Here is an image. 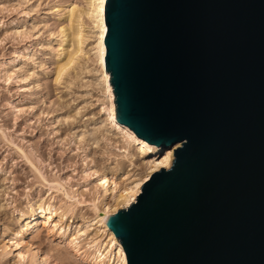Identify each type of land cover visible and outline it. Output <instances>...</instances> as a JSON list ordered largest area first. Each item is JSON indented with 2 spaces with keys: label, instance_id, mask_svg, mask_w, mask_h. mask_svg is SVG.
<instances>
[{
  "label": "water",
  "instance_id": "water-1",
  "mask_svg": "<svg viewBox=\"0 0 264 264\" xmlns=\"http://www.w3.org/2000/svg\"><path fill=\"white\" fill-rule=\"evenodd\" d=\"M105 17L116 120L178 142L106 216L127 264H264V0H106Z\"/></svg>",
  "mask_w": 264,
  "mask_h": 264
},
{
  "label": "rangeland",
  "instance_id": "rangeland-1",
  "mask_svg": "<svg viewBox=\"0 0 264 264\" xmlns=\"http://www.w3.org/2000/svg\"><path fill=\"white\" fill-rule=\"evenodd\" d=\"M70 6L85 8L86 0H0V264H91L72 254L67 237L80 229L85 245L104 239L88 225L94 204L114 200L99 175L122 186L148 159L134 144L127 149L110 121L97 127L108 116V102L93 82V28L86 16L81 19L88 53L58 77L64 58L60 30L76 25L67 15ZM66 49L73 52V44ZM94 127L99 141L79 140ZM49 203L70 209L61 223L57 216L49 223L40 218L24 229L21 214ZM63 228L65 238L58 235Z\"/></svg>",
  "mask_w": 264,
  "mask_h": 264
},
{
  "label": "bare ground",
  "instance_id": "bare-ground-1",
  "mask_svg": "<svg viewBox=\"0 0 264 264\" xmlns=\"http://www.w3.org/2000/svg\"><path fill=\"white\" fill-rule=\"evenodd\" d=\"M105 3L106 0H86L87 6L85 8H79L78 6H70V8H68V18L70 21H75L76 25L73 26L71 22V26L69 25L70 27H68L69 29L62 28L60 30V43L62 45V51H60V54H63L64 58L57 66V75L58 77H61L65 73L64 71H66L72 63H75V59L78 55L82 54L85 56L88 53L85 51L84 45L85 41L89 38H85L84 26L81 19L86 16L90 19L93 28L92 35L90 36L92 43L89 50L92 51L93 63L96 66L95 81L93 82L95 85H100V87H102L103 96H105V99L108 102V106L105 109L108 116L102 119L97 127H105L106 123L110 121L109 123L111 127L116 128L121 134H123L124 141L127 143V149L128 146L134 144L137 151L142 155H147L148 159L144 170L133 178L126 179V183L122 184V186H118L116 181L108 174L99 175V181L104 192H108L110 190L108 187H111V193L113 194L112 196H114V200L112 204L105 203L100 207L95 206L94 204V216L90 219V224L88 225L95 226L97 228L95 235H102L104 236V239L95 240L91 238L89 241L87 240L88 242H86L87 244L85 245L81 241L82 234L86 233L85 230L80 231V229H75L73 233L68 235L67 244L71 248L74 256L91 264H127L126 252L114 231L106 224V216L110 213H114L118 208L126 207L131 202L135 201L136 195L141 191L142 182L148 179L152 171L158 169L160 166L169 167L172 164L174 157L173 149L178 142L160 149L162 145L147 141L138 136L127 124L116 120L115 97L112 85L109 81V72L106 70L105 36L107 34L108 26L105 17ZM70 43L74 46V50L71 53L67 52L66 49L67 45ZM89 72L92 71L90 70ZM98 128L94 127L93 129L90 128V131L81 132L78 135L79 140L87 137L96 143L100 139L95 135ZM125 151L126 148L124 147V152ZM126 152H128V150ZM36 209H39V212H36ZM36 209L31 208L30 213L26 216L21 214V217L26 221L24 229L34 228L40 218H43V223H49L51 219L56 218L57 216V222L61 223L70 211V209L58 208L50 203L46 205L41 204ZM59 209H61L60 212H58ZM58 226H60V224L55 222L53 228H57ZM64 228L63 231H59L60 233L58 234L61 238L66 237L67 232ZM99 232H101L100 235L98 234ZM98 236H96V238ZM21 256L23 257L24 255Z\"/></svg>",
  "mask_w": 264,
  "mask_h": 264
}]
</instances>
